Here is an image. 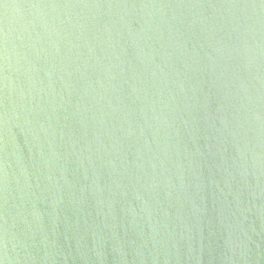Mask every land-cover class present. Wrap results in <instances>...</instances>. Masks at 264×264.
Masks as SVG:
<instances>
[{"label":"water","instance_id":"water-1","mask_svg":"<svg viewBox=\"0 0 264 264\" xmlns=\"http://www.w3.org/2000/svg\"><path fill=\"white\" fill-rule=\"evenodd\" d=\"M0 264H264V0H0Z\"/></svg>","mask_w":264,"mask_h":264}]
</instances>
